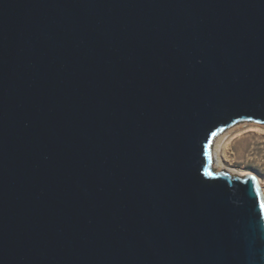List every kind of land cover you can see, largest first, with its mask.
I'll return each instance as SVG.
<instances>
[{"label":"water","instance_id":"obj_1","mask_svg":"<svg viewBox=\"0 0 264 264\" xmlns=\"http://www.w3.org/2000/svg\"><path fill=\"white\" fill-rule=\"evenodd\" d=\"M264 0H0V264H264Z\"/></svg>","mask_w":264,"mask_h":264},{"label":"rangeland","instance_id":"obj_2","mask_svg":"<svg viewBox=\"0 0 264 264\" xmlns=\"http://www.w3.org/2000/svg\"><path fill=\"white\" fill-rule=\"evenodd\" d=\"M246 126L225 137L219 155L225 170L243 171L254 177L264 200V125Z\"/></svg>","mask_w":264,"mask_h":264},{"label":"bare ground","instance_id":"obj_3","mask_svg":"<svg viewBox=\"0 0 264 264\" xmlns=\"http://www.w3.org/2000/svg\"><path fill=\"white\" fill-rule=\"evenodd\" d=\"M244 126L246 125L233 126L229 129L224 130L215 138V144H213L212 150H211V165H212V170L214 172L226 173L230 177H239V178H243L244 176L246 177V175H249V173L243 172V171L235 172V171L225 170L222 166L220 155H219L220 149L222 147V142L225 139V137L228 136L233 130L239 127H244ZM247 131L252 132L253 130L248 129Z\"/></svg>","mask_w":264,"mask_h":264},{"label":"snow or ice","instance_id":"obj_4","mask_svg":"<svg viewBox=\"0 0 264 264\" xmlns=\"http://www.w3.org/2000/svg\"><path fill=\"white\" fill-rule=\"evenodd\" d=\"M262 211H264V206H262Z\"/></svg>","mask_w":264,"mask_h":264}]
</instances>
